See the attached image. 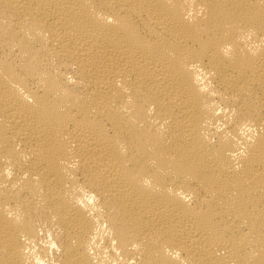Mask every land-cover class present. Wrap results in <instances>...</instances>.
<instances>
[{
	"label": "bare ground",
	"instance_id": "bare-ground-1",
	"mask_svg": "<svg viewBox=\"0 0 264 264\" xmlns=\"http://www.w3.org/2000/svg\"><path fill=\"white\" fill-rule=\"evenodd\" d=\"M0 264H264V0H0Z\"/></svg>",
	"mask_w": 264,
	"mask_h": 264
}]
</instances>
